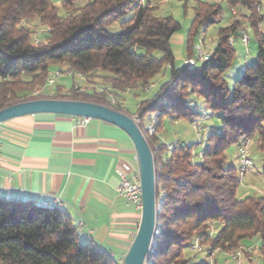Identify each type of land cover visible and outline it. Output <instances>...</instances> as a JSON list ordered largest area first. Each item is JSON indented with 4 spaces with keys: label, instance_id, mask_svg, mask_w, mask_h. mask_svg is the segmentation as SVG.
Masks as SVG:
<instances>
[{
    "label": "trees",
    "instance_id": "obj_1",
    "mask_svg": "<svg viewBox=\"0 0 264 264\" xmlns=\"http://www.w3.org/2000/svg\"><path fill=\"white\" fill-rule=\"evenodd\" d=\"M156 1L0 0V109L50 98L33 93L52 65L62 72L86 73L88 80L91 75L104 80L103 89L94 86L76 92L73 87L63 95L58 89L52 98L107 106H112L110 99L120 98V93L136 85H150L164 70L168 77L130 114L139 118L141 128L149 119H155L157 126L151 136L143 132L155 160L160 231L147 264H194L188 251L195 242L207 256L208 251L239 248L250 256L253 251L246 249L253 248L258 252L254 256L264 264V196H238L239 167L229 165L227 155L231 146L255 136L264 153L263 0H224L231 8L249 11L243 17L249 20L258 43L257 61L245 66L232 87L226 79L235 61L229 38L239 34L242 21L234 20L220 30L210 59L177 67L171 38L181 24L173 16L158 15ZM130 11L134 13L121 21L120 33L107 30ZM221 13V2L196 0L186 40L188 57L194 54L201 26L215 23ZM45 25L49 30H43L42 40L35 42L36 29ZM155 51L162 55L156 57ZM200 96L218 116L221 127H211L214 131L207 133L208 144L202 161L197 162L194 149L200 143L168 145L159 130L166 119L195 122L201 114L193 102ZM119 103L114 108L122 111ZM214 224L220 225L217 234ZM253 240L258 244L246 245ZM0 264L120 263L94 242L80 241L78 226L67 209L0 196Z\"/></svg>",
    "mask_w": 264,
    "mask_h": 264
},
{
    "label": "crops",
    "instance_id": "obj_2",
    "mask_svg": "<svg viewBox=\"0 0 264 264\" xmlns=\"http://www.w3.org/2000/svg\"><path fill=\"white\" fill-rule=\"evenodd\" d=\"M80 118L45 113L0 124V196L38 204L61 198L82 242H94L120 263L141 210L118 193L117 168L136 164V152L118 126L99 119L81 125Z\"/></svg>",
    "mask_w": 264,
    "mask_h": 264
},
{
    "label": "rangeland",
    "instance_id": "obj_3",
    "mask_svg": "<svg viewBox=\"0 0 264 264\" xmlns=\"http://www.w3.org/2000/svg\"><path fill=\"white\" fill-rule=\"evenodd\" d=\"M61 0H55L56 3H59ZM210 2L219 1L222 6V13L219 19L210 25H203L200 28L199 34L197 36V40L201 37L204 39L205 44L212 51L218 44L220 38V30L228 27L234 20L240 19L242 24L238 28L239 34H233L231 37L234 38V49H235V61L233 67L227 72L226 79L230 86L232 87L233 83L239 80L242 76L243 70L247 64L254 63L257 61L258 55V43L254 29L251 27L248 19H244V14H249L248 10L240 11L237 8H233L237 14H233L231 12V7L224 0H209ZM84 2V0H81ZM158 6L157 14L161 16H173L177 21L180 22L181 27L178 31H176L171 38V46L175 56V65L177 67H181L184 65V59L188 58L187 49H186V40L189 33V30L192 27V20L194 18V7L196 5V0H157L155 2ZM261 14L264 16V0L263 5L261 6ZM133 11H130L125 18L112 23L107 27V30L113 34H118L122 31L121 21L127 19L133 15ZM35 25V24H33ZM262 30H264V25H261ZM42 27H38L36 29L37 36H41L40 33ZM246 32L248 35V43L244 44L241 33ZM34 34V39H35ZM196 40V42H197ZM195 42V43H196ZM213 53V51H212ZM154 55L156 57H160L162 55L161 52L155 51ZM197 58V53L194 51L193 54ZM192 55V56H193ZM201 64V62H199ZM61 69L57 65H52L49 68L48 77L55 79V83L52 85L46 84L45 79L44 83L35 86L34 90H40L45 86L48 90L46 93L50 95H41L40 97H54L57 95V90L59 89L60 94H69L71 89L75 87V85L81 86L84 89L91 90L93 85L103 84V79L98 77V75H91L90 80L88 78H84L77 72H72V74H68L67 72L61 73L60 76H56L57 72ZM163 70L160 72L152 81L150 85L140 86L136 85L135 88L128 89L122 93H120V98L114 99L116 101V106H118L119 100L123 104V110L128 115L133 114L137 111L141 102L151 93L157 90V87L164 82V80L168 77V74L164 73ZM90 83V86L88 85ZM100 86L98 88H100ZM150 87V88H149ZM148 88V89H147ZM103 89V88H100ZM50 91V92H49ZM119 99V100H118ZM193 104L197 107V111L201 114V116L196 120L203 124L205 127H213L220 128L221 122L217 115H214L212 111L208 110L205 106L204 99L200 97H195ZM110 107V106H109ZM115 109L114 107H111ZM117 110V109H116ZM135 118L136 116L130 115ZM138 118V117H137ZM139 119V118H138ZM140 122V121H139ZM139 122L137 123L139 125ZM153 124L154 132L150 133L148 127ZM144 126V127H143ZM140 127V126H139ZM142 132H146L147 135L151 136L152 134L157 132V126L155 119H149L142 128L140 127ZM160 137L163 141L170 145L177 143L179 141L192 144V143H200L194 149V158L197 162H201L202 158L200 157L201 152L204 150L207 143V132H203L202 135H199L194 127V122H190L187 120H180L177 122H171L166 119L160 130ZM250 153L253 159V166L248 168L247 173L242 177L240 176V184L238 186V196L243 197L245 195H256V196H264V153L258 149L257 146V137H253L250 140ZM228 163L229 165H234L237 168L239 167V161L237 159L238 156V145L231 146L228 151ZM220 225L214 224L213 233L217 234L219 231ZM82 242V239L80 238ZM258 244L253 241H248L246 245ZM240 249V248H239ZM255 249V248H254ZM247 251H253L250 256H246L245 251L242 255L241 264H262V259L259 256H254L257 254L256 250L253 248L247 249ZM190 256L193 258L194 264H215L217 260V264H233L232 260L228 258L227 252H215L213 254V259H209L206 252H199L196 250L188 251ZM253 257V262H250V258Z\"/></svg>",
    "mask_w": 264,
    "mask_h": 264
},
{
    "label": "water",
    "instance_id": "obj_4",
    "mask_svg": "<svg viewBox=\"0 0 264 264\" xmlns=\"http://www.w3.org/2000/svg\"><path fill=\"white\" fill-rule=\"evenodd\" d=\"M45 113L99 119L118 126L128 134L136 152L143 208L138 229L120 264H146L157 227L156 169L152 149L135 119L107 105L91 101L38 98L0 109V124L22 116Z\"/></svg>",
    "mask_w": 264,
    "mask_h": 264
},
{
    "label": "built area",
    "instance_id": "obj_5",
    "mask_svg": "<svg viewBox=\"0 0 264 264\" xmlns=\"http://www.w3.org/2000/svg\"><path fill=\"white\" fill-rule=\"evenodd\" d=\"M147 1H152V0H138V3L144 4ZM231 12L233 14H237L233 8L231 9ZM43 30L44 31L49 30V26L48 25L43 26L42 30H40L41 34H42ZM241 37H242L244 44H247L248 40H249L247 33L242 32ZM34 40H35V42H39L42 40V37L37 36V34H35ZM229 44L234 47V38L233 37L229 38ZM194 51L198 55L197 58L194 55L191 57L185 58L184 64H186L188 66H194L199 62L206 61V60L210 59V57L212 56L213 50L211 51L209 49V47L205 44L204 39H202L200 37L194 45ZM66 72L68 74H72V72H74V71H66ZM61 73H63V72L58 71L56 76L57 77L60 76ZM79 74L81 76H83L84 78H86L88 76V74H86V73H79ZM54 83H55V79L47 78L46 84L52 85ZM46 84H45V86H46ZM45 86L43 88H41L40 90L34 91L33 96L47 95L48 93H46V91H45ZM74 88H75L76 92L88 91V89H84L78 85H75ZM110 101H111V105H112L110 107H114L117 105L116 101L114 99H110ZM134 119H135L136 123L139 122V119L137 117H135ZM90 120H91L90 117H81L80 118V124L85 125ZM153 127H154L153 124H151L148 127V130L150 133L154 132ZM194 127H195V129L199 135H202L203 132L208 133V132L214 131L213 128L205 127L203 124L196 122V121L194 122ZM216 132L220 133L221 131L218 129V130H216ZM205 149H206V146H205L204 150ZM203 155H204V153L202 151L200 154V157L203 158ZM238 161H239V173L243 177L247 173L248 168L252 167L254 164L253 159L251 157V153H250V140H244L240 144H238ZM117 173L120 177V184L118 186V193L122 197L126 198L130 203L135 205V207H137L139 210H142V208H143L142 186H141L140 174H139V170H138V166H137V157H136V164H132L129 162H121L120 166L117 168ZM52 203L57 205V206H60V207L64 205V202L61 198H55ZM82 225H83V223H80L79 226L82 227ZM159 232H160L159 228L156 227L150 253L152 252L153 247L155 246L156 237L159 235ZM191 249L197 250V251H203L204 248L198 242H195L191 246ZM244 249L245 248H240V249H237L234 251L227 252L226 254L229 257V259L232 260L233 264H241V259H242V255L244 253ZM208 253L210 254L208 256L209 259H213V254L215 252L214 251H208Z\"/></svg>",
    "mask_w": 264,
    "mask_h": 264
}]
</instances>
